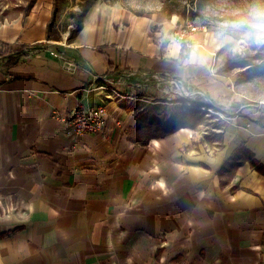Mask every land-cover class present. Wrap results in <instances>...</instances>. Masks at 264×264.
Instances as JSON below:
<instances>
[{
    "label": "crops",
    "instance_id": "0c3cea01",
    "mask_svg": "<svg viewBox=\"0 0 264 264\" xmlns=\"http://www.w3.org/2000/svg\"><path fill=\"white\" fill-rule=\"evenodd\" d=\"M54 3L0 24V264H264L255 80L216 72L197 35L177 42L179 18L119 2L95 1L54 42ZM156 74L220 114L160 123L133 102L162 96ZM81 105L105 107L102 132L70 134Z\"/></svg>",
    "mask_w": 264,
    "mask_h": 264
},
{
    "label": "rangeland",
    "instance_id": "374dc122",
    "mask_svg": "<svg viewBox=\"0 0 264 264\" xmlns=\"http://www.w3.org/2000/svg\"><path fill=\"white\" fill-rule=\"evenodd\" d=\"M95 1L100 0H55L54 17L48 28L50 39L61 43L69 37L71 32L77 30L81 12ZM101 1L119 2L138 13L163 12L170 19L179 18L182 23L184 22L183 25L190 23L196 28L193 35L200 38V43L196 41L194 44L208 51L212 57V68L227 76L238 75L242 77L241 81L248 80L247 70L252 66H257L260 58L264 57V0ZM36 3L37 0H0V24L26 16ZM192 44L186 45L188 47ZM253 88L255 91L259 90L257 92L259 94L264 93V77L255 79ZM143 96L145 94L133 98V102L140 108L142 106L157 107L149 114L153 117L157 115L160 123H168L169 115L175 117L173 120L181 119L183 112L193 115L192 118L194 115L198 116L199 120L205 118L206 115L210 117L209 120L218 116L213 111L209 113L198 110L202 106L207 109L205 105H197L196 109H193L188 99L181 96L174 97L164 92L158 97ZM170 100L172 101L168 104ZM170 104L175 105L177 109L174 113H169L172 110L167 109L171 106Z\"/></svg>",
    "mask_w": 264,
    "mask_h": 264
},
{
    "label": "built area",
    "instance_id": "2783aa9c",
    "mask_svg": "<svg viewBox=\"0 0 264 264\" xmlns=\"http://www.w3.org/2000/svg\"><path fill=\"white\" fill-rule=\"evenodd\" d=\"M196 32V28L190 23H186L184 29L176 34L175 40L181 44L191 43L190 37L193 33ZM58 56V53L53 52L52 55ZM72 64L68 63L69 70H71ZM145 82L141 83V86L138 85V88L149 87L147 78ZM152 80L157 84V88L164 92V94H169L174 97L181 96L186 99L189 97L197 96L200 93H195L191 91L189 85L184 83L181 79L173 77L172 75H155L152 77ZM106 88V87H105ZM104 89V87H100ZM95 90L85 89L84 92L91 93ZM116 97L120 98V94L117 93L114 89L111 90ZM175 99V98H174ZM191 106V105H190ZM193 109H196V106H191ZM199 111H206L212 113L211 108L205 109L204 106L198 109ZM218 114L217 112H215ZM106 109L105 107L99 106L98 108H93L90 106H79L76 110L70 113V118L68 121H64L67 127L70 130V134L74 137L84 136V134H99L102 132L105 127V118H106Z\"/></svg>",
    "mask_w": 264,
    "mask_h": 264
},
{
    "label": "trees",
    "instance_id": "16d2710c",
    "mask_svg": "<svg viewBox=\"0 0 264 264\" xmlns=\"http://www.w3.org/2000/svg\"><path fill=\"white\" fill-rule=\"evenodd\" d=\"M92 4H94V3H92ZM92 4L87 6L81 12V15L79 18V25L76 28L77 30L70 33L69 40L72 39L77 33H79L81 31L82 20L85 17L86 12L88 11V9L91 7ZM183 45H185V44L183 43ZM246 75H247V78L249 81L264 77V57L260 58V63H258L257 66H252L251 68H249V70H247V72H246Z\"/></svg>",
    "mask_w": 264,
    "mask_h": 264
}]
</instances>
